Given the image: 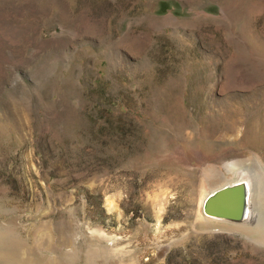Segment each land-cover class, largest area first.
I'll return each instance as SVG.
<instances>
[{"label": "rangeland", "instance_id": "rangeland-1", "mask_svg": "<svg viewBox=\"0 0 264 264\" xmlns=\"http://www.w3.org/2000/svg\"><path fill=\"white\" fill-rule=\"evenodd\" d=\"M239 181L253 219L206 217ZM260 221L264 0H0V234L24 264H264L227 228Z\"/></svg>", "mask_w": 264, "mask_h": 264}, {"label": "water", "instance_id": "water-1", "mask_svg": "<svg viewBox=\"0 0 264 264\" xmlns=\"http://www.w3.org/2000/svg\"><path fill=\"white\" fill-rule=\"evenodd\" d=\"M248 197L250 194L245 181L225 185L205 199L203 214L220 222L244 223L247 218Z\"/></svg>", "mask_w": 264, "mask_h": 264}, {"label": "bare ground", "instance_id": "bare-ground-1", "mask_svg": "<svg viewBox=\"0 0 264 264\" xmlns=\"http://www.w3.org/2000/svg\"><path fill=\"white\" fill-rule=\"evenodd\" d=\"M242 165L239 162H229L223 165V170L227 173L233 172L235 169L237 168H241ZM245 171V170H244ZM250 171V170H249ZM251 173V172H250ZM242 175V174H241ZM251 175V174H250ZM250 179V177H249ZM245 186L247 187V190L250 194V197H248V207H247V218L244 221L245 223L250 222L253 219V215L250 211V203H251V184L248 183L247 181H245ZM216 191V190H215ZM214 192V191H213ZM212 192V193H213ZM211 193V194H212ZM208 197V196H207ZM205 202V200H204ZM204 202L202 204V210H203V205ZM253 208V207H252ZM254 211V210H253ZM211 219V218H210ZM214 220V219H212ZM221 224V223H220ZM230 231H234V232H239L241 234H244L246 236H250L252 237V235H256L258 237V239L264 241V232H261V230H264V222L260 221L259 223V228L256 230H252V229H248L244 226H240V225H236V226H229L227 227ZM227 230V229H226ZM5 237L4 235L2 236L0 234V264H24L23 258L24 255L22 253V249H23V244L22 241H14L12 239H5L3 238ZM254 237V236H253ZM252 237V238H253ZM256 239V238H255ZM16 240V239H15ZM38 243V242H37ZM45 244V243H44ZM43 244V245H44ZM66 245V244H65ZM34 246V245H33ZM47 248H49L47 246ZM46 249V248H45ZM50 250V249H49ZM33 252V251H32ZM28 253V252H27ZM31 253V252H29ZM28 253V254H29ZM95 255V254H93ZM93 255L90 253L88 256V261L86 262V264H92V262H94V257ZM97 255V254H96ZM99 256V255H98ZM114 256V255H113ZM67 257V256H66ZM100 258V257H99ZM85 259V258H84ZM106 259V258H105ZM108 259V258H107ZM110 260V259H109ZM42 262V261H41ZM49 264H52V262H48Z\"/></svg>", "mask_w": 264, "mask_h": 264}]
</instances>
